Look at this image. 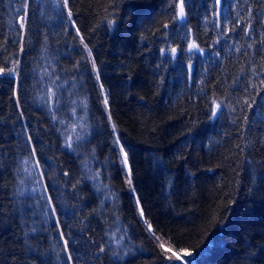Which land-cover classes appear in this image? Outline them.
<instances>
[{
    "label": "trees",
    "instance_id": "16d2710c",
    "mask_svg": "<svg viewBox=\"0 0 264 264\" xmlns=\"http://www.w3.org/2000/svg\"><path fill=\"white\" fill-rule=\"evenodd\" d=\"M0 70V264H264V0H0Z\"/></svg>",
    "mask_w": 264,
    "mask_h": 264
},
{
    "label": "snow or ice",
    "instance_id": "6c2138e0",
    "mask_svg": "<svg viewBox=\"0 0 264 264\" xmlns=\"http://www.w3.org/2000/svg\"><path fill=\"white\" fill-rule=\"evenodd\" d=\"M214 3L215 4H221L222 3V0H214ZM184 15V12H183V5L181 4V11H180V16L183 17ZM69 17H71V12L69 11ZM24 17H21V27H23V22H24ZM109 25L112 24V21H109L108 22ZM219 26V25H218ZM167 27V26H165ZM230 30H234V29H230ZM77 32H79V29L77 28ZM246 34H247V31H246ZM85 47H87L85 45ZM190 49L191 48H194L196 47L194 44L193 45H190L189 46ZM23 50V46H22V49ZM177 50L175 48L172 49V52L175 53ZM162 54H165L166 50L162 49L161 50ZM89 55H91V53L89 52ZM17 63H19L17 61ZM95 67V65H93ZM2 71V70H0ZM13 71V69H9V72ZM105 103H107V100L105 101ZM217 107H219V105H217ZM213 115L215 116L216 115V112L215 110L213 111ZM79 139V137L77 138ZM66 147H68L69 149H71L72 145L71 144H66ZM121 151L123 152V148H121ZM127 153H124V163L127 164ZM129 183H131V179L129 178ZM49 202H51V199L49 198ZM137 204H139V200L137 201ZM52 213H55L56 209L55 207L52 208ZM140 215L143 216V210L141 209V212H140ZM146 224H148V230L151 231V228H152V225L150 223H148V221H145ZM162 248H164L163 245H161ZM65 249H67V242H65ZM165 252L166 253H170V255H167L165 258L169 261H182L183 264H195V259L193 258L194 257V252L193 250L189 249V248H182L179 250V252L177 251H173V249L171 247H167V248H164ZM100 251L101 252H104L105 249L104 247H101L100 248ZM113 255H116V253H113ZM68 261H71L72 260V256L69 255L67 257Z\"/></svg>",
    "mask_w": 264,
    "mask_h": 264
},
{
    "label": "water",
    "instance_id": "95a60500",
    "mask_svg": "<svg viewBox=\"0 0 264 264\" xmlns=\"http://www.w3.org/2000/svg\"><path fill=\"white\" fill-rule=\"evenodd\" d=\"M181 4H182L181 2H179V4H178V14H179V18L180 19H183L184 18V15H183V17L180 16ZM183 12H184V10H183Z\"/></svg>",
    "mask_w": 264,
    "mask_h": 264
},
{
    "label": "bare ground",
    "instance_id": "6f19581e",
    "mask_svg": "<svg viewBox=\"0 0 264 264\" xmlns=\"http://www.w3.org/2000/svg\"><path fill=\"white\" fill-rule=\"evenodd\" d=\"M121 246H122V247H124V246H125V244H123V243H122V245H121Z\"/></svg>",
    "mask_w": 264,
    "mask_h": 264
}]
</instances>
